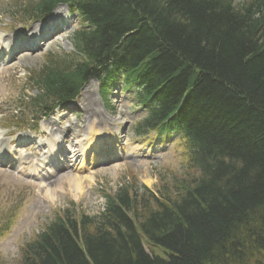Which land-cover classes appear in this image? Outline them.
<instances>
[{
	"label": "trees",
	"instance_id": "16d2710c",
	"mask_svg": "<svg viewBox=\"0 0 264 264\" xmlns=\"http://www.w3.org/2000/svg\"><path fill=\"white\" fill-rule=\"evenodd\" d=\"M65 1L89 26L75 34V55L49 62L43 88L75 89L120 48L163 105L148 125L182 105L200 140L198 176L165 201L144 203L125 188L96 224L58 220L21 264H217L230 255L264 264L254 234L264 229V0H45L40 9Z\"/></svg>",
	"mask_w": 264,
	"mask_h": 264
},
{
	"label": "rangeland",
	"instance_id": "374dc122",
	"mask_svg": "<svg viewBox=\"0 0 264 264\" xmlns=\"http://www.w3.org/2000/svg\"><path fill=\"white\" fill-rule=\"evenodd\" d=\"M7 1L0 0V35L13 31L11 30L13 27L16 28L11 18L5 15L14 10V8H10ZM63 11L64 9L62 8L61 12ZM72 30L73 28L68 30L67 35L52 41L50 47L42 49L43 54L28 55L24 60L17 61L15 65L18 67L24 66L26 68L25 71H27L40 66L44 62V57L52 52L60 55L70 53L73 50ZM30 57L36 59H30ZM10 75L11 73L4 78V74H0V101L7 102L11 100L10 98L16 100L19 94L32 95L34 93L31 92L33 90L27 91L30 88L28 85L26 87L24 85L26 79L23 71L18 72L9 79ZM90 99L97 104L92 96H90ZM10 102L8 104L0 102V109L7 108ZM87 107L92 111L97 110L92 103H89ZM120 107L122 108H118V117L125 121L132 120L133 115L126 112L122 104H120ZM89 113L97 115V112ZM133 144L131 139L129 142L126 139L122 147L123 153L127 157L125 161L100 168L97 171H91L94 173L90 171L84 172L81 175L83 176L81 179L84 182L83 193L80 194L78 199L75 197L76 189L68 187L69 185L65 183L66 180H58L49 185V187L52 186L51 190H53L52 194L54 193V195H48L43 190L40 191V189H44L43 187L33 188L34 197H30L29 207L25 210L24 217L17 221L7 237L0 239V264H19L26 244L35 239L44 226L55 217L54 206L58 207L59 211H65L69 208L72 211L70 217L84 220L86 216L93 217L103 212L105 207L104 194H113L116 190L123 188L124 185H129L132 189L144 193V203L149 199L147 198V193L144 192V188L149 189L154 196L163 201L162 199L165 196L173 197L174 192L171 189L176 192V187L180 186L182 181L183 184L185 182L191 184L193 179L198 176V173L192 169L186 171L176 169L178 161L173 154L174 149L172 146L168 150H164L165 147H158L155 151H147L133 149ZM212 159L210 158L211 161ZM8 183L13 187L14 180L11 175L6 172H0V187L2 188L0 189V198L7 193L9 189ZM33 189L30 190V193L33 192ZM35 191L39 194L37 198ZM22 195H29V193L24 192ZM31 202L34 203L31 205ZM11 213L23 216L22 210L18 209L14 202L0 204V220L3 217H8ZM0 223L3 222L0 221ZM20 239H25V241L17 247V242ZM146 248H148L147 245ZM154 249L158 254L163 255L164 252L162 250ZM148 250L151 252L150 248Z\"/></svg>",
	"mask_w": 264,
	"mask_h": 264
},
{
	"label": "bare ground",
	"instance_id": "6f19581e",
	"mask_svg": "<svg viewBox=\"0 0 264 264\" xmlns=\"http://www.w3.org/2000/svg\"><path fill=\"white\" fill-rule=\"evenodd\" d=\"M164 92H165V91H164ZM219 156H220V157H219ZM216 160H217V162L225 161V163L230 164V165H232V164H234V163H236V164L238 163V162L235 161V160H233V161L230 160V159L227 160V157H226L225 155H220V154L218 155V157L216 158ZM226 160H227V161H226ZM89 181H90V178H89ZM65 183L68 184L69 187L76 189L75 197L78 199L79 196H80V194L83 193V184H84V183H83V180H82L80 177H78V176H69V177L66 179ZM51 195H54V193L51 194ZM139 208H140V207H139ZM249 214H250V215H253V212L251 211ZM96 223H98V220L95 221V224H96ZM261 224H262V221H261V219L259 218V219H257V221L255 222L254 225L258 228V227H260ZM244 225H245V224H241L240 228H243ZM254 234H255V237L257 236V237L259 238V241H260L261 243L264 244V229H263L262 231L260 230V232L257 231V230H255V231H254ZM87 260L89 261V259H87ZM223 262H225V261H218L217 264H234V263H236V262L234 261L232 255L229 256V258L227 259V261H226L225 263H223Z\"/></svg>",
	"mask_w": 264,
	"mask_h": 264
}]
</instances>
